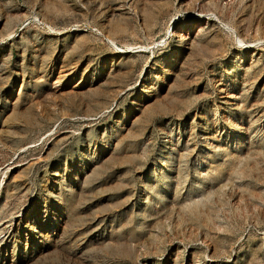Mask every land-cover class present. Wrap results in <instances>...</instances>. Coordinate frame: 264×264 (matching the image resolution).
<instances>
[{"label":"rangeland","instance_id":"obj_1","mask_svg":"<svg viewBox=\"0 0 264 264\" xmlns=\"http://www.w3.org/2000/svg\"><path fill=\"white\" fill-rule=\"evenodd\" d=\"M0 264H264V0H0Z\"/></svg>","mask_w":264,"mask_h":264}]
</instances>
